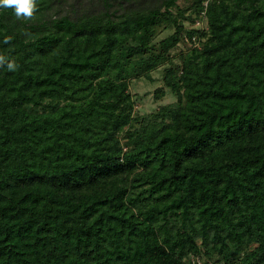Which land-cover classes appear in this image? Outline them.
I'll use <instances>...</instances> for the list:
<instances>
[{"label": "trees", "instance_id": "trees-1", "mask_svg": "<svg viewBox=\"0 0 264 264\" xmlns=\"http://www.w3.org/2000/svg\"><path fill=\"white\" fill-rule=\"evenodd\" d=\"M177 1L0 8V264H264V0Z\"/></svg>", "mask_w": 264, "mask_h": 264}, {"label": "rangeland", "instance_id": "rangeland-1", "mask_svg": "<svg viewBox=\"0 0 264 264\" xmlns=\"http://www.w3.org/2000/svg\"><path fill=\"white\" fill-rule=\"evenodd\" d=\"M193 0H178L177 3L180 7L187 8L191 5ZM187 26H189L188 23H186ZM204 25V23L197 24V27ZM172 29H167L164 31L162 34H160L159 38H162L166 36L167 34L171 33ZM187 49V44L185 43H180L176 48L172 50V55L178 56L180 52L186 51ZM178 57H175V61L177 60ZM161 69L160 67L158 70H155L151 73L152 82H149L144 79H140L135 81L133 84L134 86H131V92L134 93V96L136 97L137 101V107L141 112H149L156 108L159 104L165 103V102H171L174 98L172 95L167 94L165 97L159 101H156L153 98V90L160 86L162 84L161 82Z\"/></svg>", "mask_w": 264, "mask_h": 264}, {"label": "clouds", "instance_id": "clouds-1", "mask_svg": "<svg viewBox=\"0 0 264 264\" xmlns=\"http://www.w3.org/2000/svg\"><path fill=\"white\" fill-rule=\"evenodd\" d=\"M0 8L12 9L17 19L28 21L34 17L37 11V3L36 0H0ZM5 42H8L7 38ZM5 64L10 71H15L17 69V65L14 61L0 54V67Z\"/></svg>", "mask_w": 264, "mask_h": 264}, {"label": "built area", "instance_id": "built-area-1", "mask_svg": "<svg viewBox=\"0 0 264 264\" xmlns=\"http://www.w3.org/2000/svg\"><path fill=\"white\" fill-rule=\"evenodd\" d=\"M195 261H198V260H195Z\"/></svg>", "mask_w": 264, "mask_h": 264}]
</instances>
